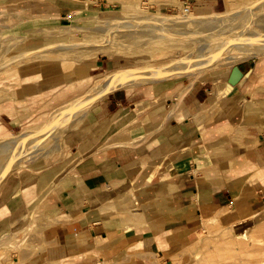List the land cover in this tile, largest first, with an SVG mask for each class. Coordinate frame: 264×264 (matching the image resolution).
<instances>
[{
  "label": "crops",
  "instance_id": "crops-1",
  "mask_svg": "<svg viewBox=\"0 0 264 264\" xmlns=\"http://www.w3.org/2000/svg\"><path fill=\"white\" fill-rule=\"evenodd\" d=\"M102 1L29 0V7L62 18ZM145 1L165 10L224 5ZM235 65L242 71L235 85L227 83L232 65L216 81L159 82L101 97L87 126L72 136L64 164L55 159L24 177L17 199L13 180L2 187L0 229L37 199L50 207L41 214L55 221L42 229L47 246L38 264H97L141 246L152 255L174 251L206 218L252 217L264 205V57ZM64 167L70 180L58 181L60 190L50 194ZM169 237L173 243L164 248Z\"/></svg>",
  "mask_w": 264,
  "mask_h": 264
},
{
  "label": "rangeland",
  "instance_id": "rangeland-1",
  "mask_svg": "<svg viewBox=\"0 0 264 264\" xmlns=\"http://www.w3.org/2000/svg\"><path fill=\"white\" fill-rule=\"evenodd\" d=\"M9 1L0 0V190L13 180L15 199L25 190L24 177L55 159L66 162L72 136L87 126L102 98L70 113L55 129L44 131L45 123L59 120L58 110L85 95L92 81L106 71L117 75L127 69L150 70L173 60L201 59L196 66L183 64V72L176 76L158 74L152 81L120 87L128 89L177 80L216 81L241 59L264 57V0L229 4L224 0L220 8L190 5L189 13L184 10L188 4L165 10L150 8L151 1L145 0H103L62 18L34 13L29 0ZM224 13V18L214 22ZM160 16L182 24L159 25L155 18ZM183 16L201 21L184 23ZM237 37L247 39L234 41ZM211 49L214 53L218 49L214 59L209 56ZM68 172L69 167H64V177L54 178L50 194L60 190L58 181L70 180ZM37 201L33 200L24 216L0 229V264H38L43 257L40 252L47 242L42 229L55 221L41 214L50 207ZM237 222L206 218L196 235L174 251L152 255L135 244L128 249L139 248L136 251L121 252L97 264H264V205L252 217ZM247 227L253 239L235 237ZM168 242L164 248L173 243L172 237Z\"/></svg>",
  "mask_w": 264,
  "mask_h": 264
},
{
  "label": "bare ground",
  "instance_id": "bare-ground-1",
  "mask_svg": "<svg viewBox=\"0 0 264 264\" xmlns=\"http://www.w3.org/2000/svg\"><path fill=\"white\" fill-rule=\"evenodd\" d=\"M231 2H232V0H227L228 4L231 3ZM187 6H189V5H187ZM186 12L189 13L191 11L187 8ZM225 16H226V13L221 15V17L219 16L220 18L218 17V19H214V22L218 21L221 18H224ZM193 17L194 16H191V17L183 16L182 22H184V23H198L199 21H201V20L196 21V19H195V22H194V18ZM95 18H98V17L95 16ZM155 20L157 21V23L159 25H162V24H164V25H166V24L178 25L179 24V23H176V21L173 20L172 18H169V17H166V16L157 17V18H155ZM181 24L182 23H180L179 25H181ZM209 35H210V33H209ZM246 39L247 38H244V37H240V38L237 37L236 39H234V41L240 42V41H246ZM217 50H216L215 53L213 52L215 50H212L211 53L213 52V54H211L209 56L214 59L216 56H218L217 55L218 54ZM205 53H207V52H205ZM208 54H210V52H208ZM182 57H184V56H182ZM180 60H173V61H171L169 63L167 62L166 64L161 65L160 67H155V68H152L150 70H143V69H138V68L136 69L135 68L133 70L132 69H130V70L127 69L128 70L127 71L125 69L126 72L124 71V73L120 70V72L123 73V74H119V71H118V72H116V73H118L117 75L114 74V72H112L111 70L106 71V73L104 75H102V76H100V77H98V78H96V79H94L92 81V83L90 84V88L85 93V95H81V97L78 96L75 99L70 100V102L67 103V106L65 105L62 109L58 110L57 114H58V118H60V119L59 120L53 119L51 121L46 122L45 123L46 125L44 124L45 125L44 126V131L47 132V131H49L51 129H55L57 125H59L60 123H64L66 121V119H67V117H68V115L70 113H72V112L74 113V111H78L79 108H80V111L85 110L82 107L85 106V108H86V105L91 104L97 98L105 96V95H107L108 93H110L113 90H116V89H118L120 87H127V86H130V85H133V84H139V81L141 83H143L144 81L148 82L149 80L152 81V79L157 78L155 76L158 75V74L161 75V76H166V77L168 76L169 77L170 75L182 73L183 70L180 69V68H184L185 67V65L183 66V64L196 66V64H198V62L201 59L194 58V59H189L188 61H185V60L184 61H180ZM180 64H181V67L179 66ZM174 76H176V75H174ZM26 134L27 133H24V135H26ZM28 136H29V133H28ZM255 216H257V214ZM248 228L249 227L243 228L240 231H237L236 233L234 232L235 233V237L241 238L243 240L244 239H253L252 238V234H250Z\"/></svg>",
  "mask_w": 264,
  "mask_h": 264
},
{
  "label": "water",
  "instance_id": "water-1",
  "mask_svg": "<svg viewBox=\"0 0 264 264\" xmlns=\"http://www.w3.org/2000/svg\"><path fill=\"white\" fill-rule=\"evenodd\" d=\"M241 76L242 71L238 69L237 65H233L230 68V73L227 77V83L229 85H235L241 79Z\"/></svg>",
  "mask_w": 264,
  "mask_h": 264
},
{
  "label": "built area",
  "instance_id": "built-area-1",
  "mask_svg": "<svg viewBox=\"0 0 264 264\" xmlns=\"http://www.w3.org/2000/svg\"><path fill=\"white\" fill-rule=\"evenodd\" d=\"M188 5L190 6V4H188ZM189 6L184 5V10H186L187 8L189 9Z\"/></svg>",
  "mask_w": 264,
  "mask_h": 264
}]
</instances>
